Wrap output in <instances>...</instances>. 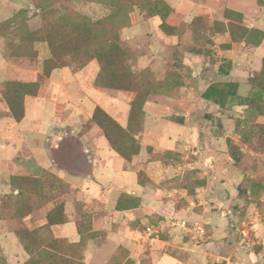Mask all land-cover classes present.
<instances>
[{
	"label": "rangeland",
	"instance_id": "rangeland-1",
	"mask_svg": "<svg viewBox=\"0 0 264 264\" xmlns=\"http://www.w3.org/2000/svg\"><path fill=\"white\" fill-rule=\"evenodd\" d=\"M0 264H264V0H0Z\"/></svg>",
	"mask_w": 264,
	"mask_h": 264
}]
</instances>
